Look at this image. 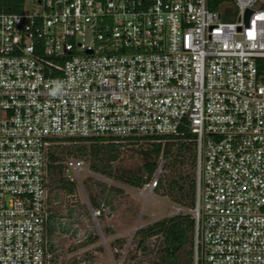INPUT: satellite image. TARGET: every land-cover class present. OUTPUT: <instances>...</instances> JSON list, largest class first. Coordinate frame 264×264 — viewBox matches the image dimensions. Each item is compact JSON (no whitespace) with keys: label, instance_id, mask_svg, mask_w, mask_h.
<instances>
[{"label":"built area","instance_id":"1","mask_svg":"<svg viewBox=\"0 0 264 264\" xmlns=\"http://www.w3.org/2000/svg\"><path fill=\"white\" fill-rule=\"evenodd\" d=\"M182 127L194 264H264V0H0V264H53L57 139ZM64 167L75 181L84 160Z\"/></svg>","mask_w":264,"mask_h":264},{"label":"rangeland","instance_id":"2","mask_svg":"<svg viewBox=\"0 0 264 264\" xmlns=\"http://www.w3.org/2000/svg\"><path fill=\"white\" fill-rule=\"evenodd\" d=\"M223 11L227 13L224 20H235L233 5ZM145 143H127L112 168L108 160L100 162L108 173L92 170V158L87 156L77 173L74 193L57 188L49 191L50 211L55 215L53 264H159L161 239H148L145 250L135 238L137 230L180 212L191 214V209L173 201L171 194L176 192L170 193L168 185L155 189L157 180L167 182L174 177L178 168L173 162L168 165L160 159L152 180L143 187L127 183L129 177L144 174Z\"/></svg>","mask_w":264,"mask_h":264},{"label":"trees","instance_id":"3","mask_svg":"<svg viewBox=\"0 0 264 264\" xmlns=\"http://www.w3.org/2000/svg\"><path fill=\"white\" fill-rule=\"evenodd\" d=\"M221 0H212L213 4ZM16 10V8H12ZM194 136L186 127H182L178 135L160 138H121L89 137L78 139H57L49 149L48 156V191L54 188L74 193L76 182L65 176L64 160L66 158H92L91 169L96 172L109 171L106 167H100V162L108 160L109 166L121 157L122 148L127 143L147 141L143 154L145 158L144 174L131 176L127 183L135 187H143L149 183L159 168V160L166 164H176L174 177L165 182L157 180L155 189L160 190L168 185L173 201L185 208H194L196 196V145ZM73 143L68 147L63 145ZM174 164V165H175ZM146 174V175H145ZM96 206L100 203L95 202ZM55 215L51 213L48 223V235L50 237L49 250L54 253L52 234L55 229ZM157 236L161 239V247L158 249L159 264H194L195 262V236L196 223L190 213H177L163 218L147 227L137 230L135 238L139 239V245L147 249L148 239Z\"/></svg>","mask_w":264,"mask_h":264},{"label":"water","instance_id":"4","mask_svg":"<svg viewBox=\"0 0 264 264\" xmlns=\"http://www.w3.org/2000/svg\"><path fill=\"white\" fill-rule=\"evenodd\" d=\"M251 13H252V10H250V9H247V10L245 11L244 17H245V21H246V22H248Z\"/></svg>","mask_w":264,"mask_h":264}]
</instances>
